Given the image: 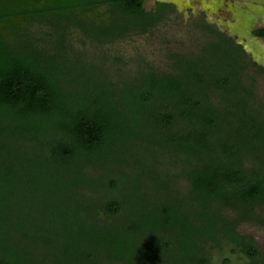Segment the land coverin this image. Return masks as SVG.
<instances>
[{"label": "trees", "instance_id": "trees-1", "mask_svg": "<svg viewBox=\"0 0 264 264\" xmlns=\"http://www.w3.org/2000/svg\"><path fill=\"white\" fill-rule=\"evenodd\" d=\"M39 2H0V264H208L206 245L222 240L249 264H264L255 239L237 229L264 205V100L248 73L264 67L204 23L214 36L209 58L172 54V73L141 67L137 83L124 78L120 99L108 77L105 88L76 89L70 84L82 80L84 69L74 76L69 67L88 64L68 47L70 28L111 42L156 27L170 7L159 1L147 10L145 0ZM101 7L107 19L95 13ZM26 20L50 24L52 48L40 47ZM254 34L264 37V29ZM160 154L189 180L187 207H152V197L172 184L148 162ZM130 158L136 175L113 171ZM39 167L58 175L39 177ZM88 167L107 171L94 178ZM27 184L53 194L40 201L41 213L39 199L11 207L14 186ZM51 208L59 212L53 227ZM14 210L16 216H6Z\"/></svg>", "mask_w": 264, "mask_h": 264}, {"label": "rangeland", "instance_id": "rangeland-1", "mask_svg": "<svg viewBox=\"0 0 264 264\" xmlns=\"http://www.w3.org/2000/svg\"><path fill=\"white\" fill-rule=\"evenodd\" d=\"M9 1L0 0L4 4ZM159 1L166 3L170 7L169 11L165 14L163 21L147 32L130 33L124 38L101 43L85 37L81 30L70 28L67 37L68 47L73 51L72 54L81 53L88 64L82 68L69 67L74 76L82 75L79 69H84L82 80L70 85L76 89H102L106 87V84L103 83L107 81L105 79L108 77L115 82L112 86L116 89L114 97L120 99L121 89L128 84L124 78L133 77L135 79L131 80H135L133 82L137 83L141 67L149 66L159 73H172L174 71L172 54H188L190 52L193 54L192 56L209 58L208 46L212 42L209 38L214 36H210L203 28L205 24L233 38L235 42L242 45L247 53V59L264 67V37L254 34L256 29H264V0H145L146 9H154ZM42 3L39 0H27L29 7H39ZM88 13V16H93L95 13L101 14L103 19H107L109 14L107 7H101L95 13ZM24 24L27 31L39 41L42 49L52 48L53 37L50 24L33 20H26ZM256 70V67L251 66L248 73L255 77L257 96L264 100V73H256ZM119 107L121 108V104ZM148 162L150 165L152 163L159 172L169 175L172 179L171 185L176 189L171 185L167 190L160 189L159 193L152 197V207L163 209L168 204L179 205L181 203L187 207V196L191 192V184L179 173L180 165L170 163L167 154H160L156 158L149 155ZM26 165L25 162L23 174L26 172L29 176L31 173L27 171ZM128 167L112 166L115 173L136 175L135 170H137L138 164L134 158L129 159ZM106 171L105 168L88 167L85 169V172L94 178L102 176ZM57 175L56 168L51 167L45 170L43 167H39V177L54 178ZM40 186L44 188L43 184ZM12 192L9 197L12 208L18 207L17 205L15 207L14 204L28 206L31 205V200L38 201L39 199V213H41L40 207H42L40 201L44 199V196L51 195L50 198L53 199L52 193L46 194L40 190L37 193L32 192L31 186L28 184L24 190L21 189V186L15 185ZM85 194L96 195L95 192L89 190H86ZM58 198H55V202ZM255 212L256 219L241 221L237 229L240 234L252 236L255 239L262 257L264 256V205L258 206ZM27 213L28 216L31 215V213ZM17 214V210L6 212V216L9 218ZM48 214L52 218L49 219V225L53 227L57 224L59 212L51 208ZM223 214L232 219L238 217V213L230 209H225ZM43 220V215L39 214V225ZM206 250L208 264L250 263L247 256L237 251L234 245L225 240H222L220 246L208 243Z\"/></svg>", "mask_w": 264, "mask_h": 264}]
</instances>
